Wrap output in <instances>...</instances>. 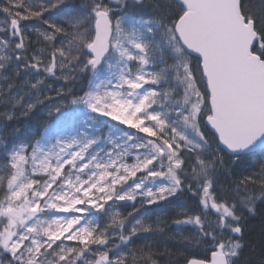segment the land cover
<instances>
[{"label":"snow or ice","instance_id":"1","mask_svg":"<svg viewBox=\"0 0 264 264\" xmlns=\"http://www.w3.org/2000/svg\"><path fill=\"white\" fill-rule=\"evenodd\" d=\"M42 107V133L3 138ZM0 121V264H241L264 0H0ZM174 207L177 259L150 239Z\"/></svg>","mask_w":264,"mask_h":264},{"label":"trees","instance_id":"2","mask_svg":"<svg viewBox=\"0 0 264 264\" xmlns=\"http://www.w3.org/2000/svg\"><path fill=\"white\" fill-rule=\"evenodd\" d=\"M29 23V22H24ZM48 84L52 86L53 89L59 88L63 85V81H57L54 78L48 79ZM55 95V93H50ZM52 121L48 117V112L44 110V107L38 109L33 115L26 118H21L19 120H14L8 124L3 129V138L8 141H19V140H29L37 135V133H42L44 126ZM0 123H3L0 121ZM18 131H14L17 130ZM3 150V146L0 145V151ZM259 204V202H258ZM150 209L155 212H159L155 206H150ZM125 210V214L127 212ZM180 209L178 207L172 208L171 211H165L160 214L162 220L168 221L165 225L166 231L162 236H153L151 241L157 246V251H164L167 247L171 249L173 259L180 257L181 245L168 239L172 234L179 235V230L175 225L171 224V220L174 218V213L178 212ZM144 210L141 209V212ZM139 218V217H138ZM155 219V216L152 217ZM184 233H187V228L183 229ZM143 240L137 241V243H143ZM244 244L241 255V264L246 261L247 264H264V205H259L257 208V214L253 217L246 215L244 221ZM187 255V254H185ZM167 257L160 258V264H165ZM178 264H183V259L178 260Z\"/></svg>","mask_w":264,"mask_h":264},{"label":"rangeland","instance_id":"3","mask_svg":"<svg viewBox=\"0 0 264 264\" xmlns=\"http://www.w3.org/2000/svg\"><path fill=\"white\" fill-rule=\"evenodd\" d=\"M44 110L46 111V112H48V109H47V107H44ZM107 130H105V132H106Z\"/></svg>","mask_w":264,"mask_h":264}]
</instances>
